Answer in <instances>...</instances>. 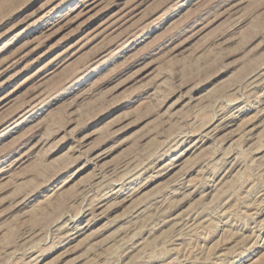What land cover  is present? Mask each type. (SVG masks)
I'll use <instances>...</instances> for the list:
<instances>
[{"label": "rangeland", "instance_id": "rangeland-1", "mask_svg": "<svg viewBox=\"0 0 264 264\" xmlns=\"http://www.w3.org/2000/svg\"><path fill=\"white\" fill-rule=\"evenodd\" d=\"M0 264H264V0H0Z\"/></svg>", "mask_w": 264, "mask_h": 264}]
</instances>
